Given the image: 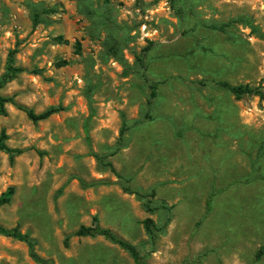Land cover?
<instances>
[{"label":"rangeland","instance_id":"rangeland-1","mask_svg":"<svg viewBox=\"0 0 264 264\" xmlns=\"http://www.w3.org/2000/svg\"><path fill=\"white\" fill-rule=\"evenodd\" d=\"M259 31L264 0H0V76L13 50L26 68L1 92L36 112L65 108L33 122L10 103L0 116L23 150L13 162L0 150V194L16 187L0 223L29 232L51 264H137L74 234L95 215L143 253L154 218L148 264H264ZM0 264L40 263L0 234Z\"/></svg>","mask_w":264,"mask_h":264},{"label":"trees","instance_id":"trees-1","mask_svg":"<svg viewBox=\"0 0 264 264\" xmlns=\"http://www.w3.org/2000/svg\"><path fill=\"white\" fill-rule=\"evenodd\" d=\"M104 1L107 4H109L111 0H104ZM239 21H242V18L231 20V22H239ZM217 27L220 29H223V27H225V24H221ZM259 33L264 40V32L259 31ZM113 49L115 50V53H117V48L113 47ZM14 53H15V50H13L9 54V59H8L7 65H6V69H5L4 73L0 76V116L8 115L7 105L10 103L16 105L19 109L25 111L27 116L33 122H39L42 120H46L49 117H51L52 115L65 110L64 106H62V105H51L50 107H48L47 109H45L41 112H36L33 108H30V107L23 105L21 103H17L12 96L4 95L1 92V90L5 87L6 84H8L13 79H15L19 73L24 72L26 69L23 66L16 64L15 58H14ZM140 61H141V66L144 69H146V64L144 62V58H140ZM224 85L229 87V89H231L237 95H241L243 93L250 91L249 87L242 85V84L230 85L228 83H224ZM150 88H151V90H150V94H149V97L147 100V113H146L147 117H150V110L152 109L154 102H155V99L158 95L159 85L156 81H151ZM127 128L128 127L126 125L122 127L121 133H120L121 137L124 136ZM8 138H9V135H8L6 129L3 128L1 130V133H0V150L8 153L11 162H13L15 160V157L17 155L21 154L23 152V150L19 149V148L10 147L7 144ZM62 190H63V188H61L59 190V193H61ZM15 193H16V187L14 185H10L5 191H3L0 194V208L4 205L11 203ZM163 208H165L163 205H157V204L156 205L155 204H148L147 205V209L151 214H153V213L157 212L159 209H163ZM142 224H143V227L145 229L146 234L149 237L148 244L151 245V247H152L151 250H149L145 253L141 252L139 250V248L136 245H134L132 242H130L129 240H126V239L120 237L111 228H107V227L102 226L100 224L98 216H96V215L93 217L92 223L90 225L82 224L74 232V234L77 236H81V237H92V238L97 237V236H102V237L106 238L107 240H109L110 242L118 245L119 247H121L122 249L127 251L137 264H148L146 256L148 255V253L153 251V248L155 247L157 239H158V233L163 229V227L159 226L156 223V221L154 220V218H152L151 216H147L146 218H144V220L142 221ZM0 234L4 235L6 237H11V238H14L16 240L25 242L28 246L29 254H30L31 258L34 261H36L37 263H40V264H51L52 263L50 259L44 258L38 253V251L36 249V241L31 236V234L29 232L21 231V229L18 226L7 227V226L3 225L2 223H0ZM67 241H68V238L66 239V243H67ZM263 254H264L263 251H259L257 253L256 257L258 259H260Z\"/></svg>","mask_w":264,"mask_h":264}]
</instances>
